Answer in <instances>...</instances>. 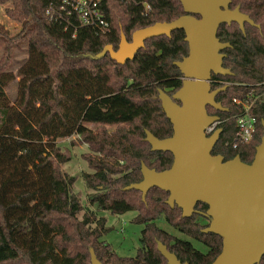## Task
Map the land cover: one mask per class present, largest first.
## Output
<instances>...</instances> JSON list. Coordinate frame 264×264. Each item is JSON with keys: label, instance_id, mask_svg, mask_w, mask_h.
<instances>
[{"label": "trees", "instance_id": "trees-1", "mask_svg": "<svg viewBox=\"0 0 264 264\" xmlns=\"http://www.w3.org/2000/svg\"><path fill=\"white\" fill-rule=\"evenodd\" d=\"M137 1L134 5L103 0L108 30L83 27L73 19L66 31L47 14L50 6L59 8L61 0H0L8 5L7 16L20 24L15 36L0 26V264H91V250L102 264H167L158 242L182 263L212 264L220 255L222 239L203 233L208 227L207 205L199 203L197 213L182 218L179 208L166 204L169 194L158 188L148 192L145 202L140 192L123 190L141 182L142 163L157 172L173 164L171 153L151 151L146 131L160 140L173 135L158 95L162 90L173 96L182 87L184 77L174 62L189 54L184 32L175 31L170 38L147 40L124 65L109 54L97 58L106 46L118 50L122 34L131 42L135 31L185 15L179 0ZM145 5L151 7L149 12ZM238 6L255 26L245 24L243 33L237 24L221 25L217 37L230 44L223 51V66L232 75H212L211 86L227 87L216 98L227 111L209 107L208 113L220 117L222 130L212 155L225 161L240 156L251 164L263 137L264 0H233L231 9ZM22 42L40 64L16 75L12 62ZM17 78H22L21 108L26 118L13 116L6 93ZM39 85L45 89L37 90ZM248 98L255 99L257 132L250 143L233 148L227 144L237 133L234 100ZM107 126L116 129L110 132ZM75 135L89 150L83 159L90 171L82 173L87 206L74 193L76 178L62 169L71 156L55 141ZM44 137L53 140L44 142ZM100 211L137 213L133 222L144 229L135 257L119 256L103 240L107 228ZM160 219L207 251L160 229L156 224ZM259 264H264V256Z\"/></svg>", "mask_w": 264, "mask_h": 264}, {"label": "water", "instance_id": "water-1", "mask_svg": "<svg viewBox=\"0 0 264 264\" xmlns=\"http://www.w3.org/2000/svg\"><path fill=\"white\" fill-rule=\"evenodd\" d=\"M185 15L171 23H157L137 30L129 42L124 34L118 50L106 46L97 55L107 54L120 65L133 59L145 47L147 40L171 37L175 31H183L189 54L182 61L174 62L184 80L182 87L169 96L159 90L158 99L170 121L173 135L160 140L146 131L145 141L152 152L171 153L170 169L157 172L141 165L142 180L125 187L124 191H138L145 202L148 192L158 188L169 194L166 204L182 211V218H191L199 203L208 206L204 214L210 219L204 234H214L222 239V251L212 264H259L264 256V121L261 144L256 148L251 164L242 162L240 156L225 161L223 156L212 155L219 143L222 130L211 136L205 131L219 122L218 115H210L208 108L226 112L216 101L227 87L212 89L215 76H231L223 66L224 50L229 43L217 37L223 24H237L245 32V24L255 26L253 20L241 12L240 7L231 9L233 0H179ZM158 251L167 264L182 263L161 242ZM91 264H102L91 250Z\"/></svg>", "mask_w": 264, "mask_h": 264}, {"label": "rangeland", "instance_id": "rangeland-1", "mask_svg": "<svg viewBox=\"0 0 264 264\" xmlns=\"http://www.w3.org/2000/svg\"><path fill=\"white\" fill-rule=\"evenodd\" d=\"M7 6L8 5L0 3V26L8 34H10L11 36H15L20 30V24L7 16L5 12ZM2 54L3 53L0 52V58L2 57ZM39 64V59L31 56L28 44L26 42H22L15 49L11 70L16 75H18L19 71H21L22 69L31 71ZM20 81H22V78H17L13 83H11L6 89V93L9 102L14 109L12 112L13 116H21L26 118V114L21 108L22 92L19 84ZM44 89L45 86L43 85H39L37 87V90L39 91H43ZM32 113L37 114L36 111H33ZM31 121L35 124L36 120L32 119ZM87 126L89 129H95L92 125ZM106 128L110 132L116 129L115 126H107ZM43 140L44 142H49L52 141L53 138L44 137ZM55 141L56 143H59V147H61V149L65 153H69L71 156V160L66 165H63L62 169L67 174L76 178L74 184V193L79 197L81 203L83 205H86L88 192L82 178V173L90 171L87 162L83 159V155L89 151L88 146L84 144L79 145L80 143H78V137L76 135L68 139H57ZM72 142H75L77 146H72ZM98 214L99 217L104 218L106 221L105 226L107 228V232L103 236V240L110 244L113 250L119 256L135 257L140 247V238L142 235V230L144 229V225L136 224L133 222V219L137 213L134 211H129L121 215H113L107 211H100ZM156 224L160 229L166 231L167 233L179 239L191 242L193 246L201 252L207 251L206 247L201 243L194 241L184 234L180 233L178 230L168 224L164 219L158 220Z\"/></svg>", "mask_w": 264, "mask_h": 264}, {"label": "built area", "instance_id": "built-area-1", "mask_svg": "<svg viewBox=\"0 0 264 264\" xmlns=\"http://www.w3.org/2000/svg\"><path fill=\"white\" fill-rule=\"evenodd\" d=\"M126 4L137 5V0H117ZM103 0H61L59 8L50 6L47 9V14L50 18L56 22L64 24L67 31L72 20H78L80 26L99 29L102 31L109 29V23L106 20L105 13L102 8ZM145 12H149L151 7L145 5ZM255 99L248 98L246 100L236 99L234 103L238 107L237 114L235 116L237 133L234 141L231 144L233 148H237L238 145L250 143L257 132V119L252 114V107ZM221 120L209 126L205 133L209 137L218 130Z\"/></svg>", "mask_w": 264, "mask_h": 264}, {"label": "flooded vegetation", "instance_id": "flooded-vegetation-1", "mask_svg": "<svg viewBox=\"0 0 264 264\" xmlns=\"http://www.w3.org/2000/svg\"><path fill=\"white\" fill-rule=\"evenodd\" d=\"M208 210V209H207ZM195 213H197V210H196V212ZM208 218V217H207ZM209 224H210V219L208 218V226H209ZM207 228V227H206Z\"/></svg>", "mask_w": 264, "mask_h": 264}]
</instances>
